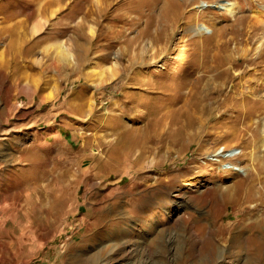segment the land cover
Returning a JSON list of instances; mask_svg holds the SVG:
<instances>
[{"label": "rangeland", "instance_id": "1", "mask_svg": "<svg viewBox=\"0 0 264 264\" xmlns=\"http://www.w3.org/2000/svg\"><path fill=\"white\" fill-rule=\"evenodd\" d=\"M0 264H264V0H0Z\"/></svg>", "mask_w": 264, "mask_h": 264}, {"label": "bare ground", "instance_id": "2", "mask_svg": "<svg viewBox=\"0 0 264 264\" xmlns=\"http://www.w3.org/2000/svg\"><path fill=\"white\" fill-rule=\"evenodd\" d=\"M52 1H54V0H52ZM43 4V3H42ZM221 5H223V4H221ZM41 7H43V6H41ZM45 7H47V6H45ZM60 8H61V6H59ZM58 7V8H59ZM59 8V9H60ZM222 8L223 9H225L227 12V14H229V15H232V14H234V13H236L237 11H239L238 9H240V6L237 4V3H235V2H229V3H227V4H224L223 6H222ZM48 9V8H47ZM53 9V8H52ZM58 9V10H59ZM44 10V9H43ZM52 11V10H51ZM41 12V11H40ZM53 12V11H52ZM55 14V13H54ZM31 15V14H30ZM52 15V14H51ZM48 18V17H47ZM40 19V18H39ZM38 19V20H39ZM21 20H23V19H21ZM27 20V19H26ZM37 20V19H36ZM44 21H45V18H44ZM48 21V20H47ZM261 21V20H260ZM17 22V21H16ZM19 22V21H18ZM49 22V21H48ZM263 22V21H262ZM21 23H23V21L21 22ZM42 24H43V22L42 21H38V22H36L35 24H34V27H33V29L32 30H30V32H32L33 33V35H35L36 36V34L37 35H39L40 33H42ZM10 25H11V23H10ZM15 25V24H14ZM7 26V25H6ZM23 26H24V24H23ZM43 26H45L44 24H43ZM12 27V26H11ZM23 28V27H22ZM202 29V28H201ZM157 30V29H156ZM44 32V31H43ZM157 32H158V30H157ZM156 32V33H157ZM159 33V32H158ZM158 35V34H157ZM94 36V35H93ZM12 39V38H11ZM22 46V45H21ZM20 47V46H19ZM228 175V174H227ZM198 177H200V176H194L193 178H190V179H187V180H185V185H190V184H192V183H194V181L195 180H197L198 179Z\"/></svg>", "mask_w": 264, "mask_h": 264}]
</instances>
